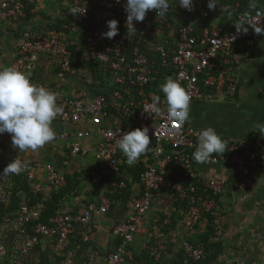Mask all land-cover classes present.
I'll return each instance as SVG.
<instances>
[{
	"label": "built area",
	"instance_id": "1",
	"mask_svg": "<svg viewBox=\"0 0 264 264\" xmlns=\"http://www.w3.org/2000/svg\"><path fill=\"white\" fill-rule=\"evenodd\" d=\"M48 2L51 13L41 9ZM124 3L0 0V18L16 37L14 56L5 67L29 73L33 83L59 93L57 103L63 106V113L53 121L62 126L55 131L61 155L27 163L20 174L28 190L17 194L14 210L0 214V264H40L39 254L49 256L53 264H140L146 255L159 261L177 253L181 264H203L207 250L194 240L195 228L203 219L213 221L221 214L226 181L204 176L199 166L225 161L247 173L259 160L264 162V137L254 135L250 141H225L222 156L213 154L208 162L197 163L193 152L202 129L189 122L180 127L169 120L160 88L171 77L186 88L191 103L215 96L232 99L237 90L234 54L240 51L249 56L261 37L249 25H245L246 34H238L234 24L243 13L260 19L256 11H264V0H256V10L249 8V0H218L214 10L207 8L208 0H193L191 12L170 0L165 17L149 11L142 22L133 21L137 32L131 35ZM214 14L218 17L213 20ZM112 19L118 21L119 31L107 39L102 33ZM263 21L264 17L261 25ZM153 95L161 98L158 115L148 107ZM138 128L148 129L150 146L159 151L142 158L138 188L124 203L127 215L112 224V241L118 242L111 249L94 247L91 235L100 228L98 217L118 202L115 199H88L78 208H60L42 219V200L66 185L62 168L69 160L91 156L95 168L108 175L128 173L122 170L127 161L117 141L120 133ZM0 142L6 152L10 134ZM8 158V164L15 158L23 160L17 155ZM115 178L110 181L111 191L126 186ZM8 187L0 183L3 210L9 204ZM29 193H40L41 201L30 205ZM167 197L171 211L179 214L175 220L181 223L184 236L176 228L165 230L156 220L151 227L147 224L154 201ZM136 237L141 238L138 245Z\"/></svg>",
	"mask_w": 264,
	"mask_h": 264
},
{
	"label": "crops",
	"instance_id": "2",
	"mask_svg": "<svg viewBox=\"0 0 264 264\" xmlns=\"http://www.w3.org/2000/svg\"><path fill=\"white\" fill-rule=\"evenodd\" d=\"M15 42L14 31H8L6 23L0 18V69L5 68L13 58ZM232 74L237 81L234 97L219 99L215 96L214 100L194 101L190 104V124L199 129L211 126L224 141H250L254 135L264 137V128L258 130L255 127L258 123L264 124V35H261L249 56L246 57L240 51L235 52ZM52 127L55 131L62 128L56 123H52ZM60 147L59 141L54 139L35 152H19L12 148L11 155L28 161L45 158L55 160L61 155ZM142 162L141 158L137 164ZM62 170L65 175L78 180L72 192L62 199V208H78L88 199L104 196L106 184L102 173H93L96 170L93 160L71 159ZM199 173L226 181L221 197V214L213 221L203 219L194 232L195 241L206 236L207 264H264V162L259 160L256 167L242 173L234 164L219 161L207 166L200 165ZM121 175L125 177L129 192L134 193L138 188V180H133L129 172ZM80 186H83L82 190H79ZM48 192L46 189V194ZM124 203L125 200H119L105 215L98 217L100 228L91 235L94 247L101 251L109 250L113 222L127 215ZM171 209L168 197L157 198L147 213V224L151 227L156 220L161 225L178 229L177 234L184 236L181 223L175 220L178 215L174 212L172 216ZM136 241L138 245L141 238L136 237Z\"/></svg>",
	"mask_w": 264,
	"mask_h": 264
},
{
	"label": "clouds",
	"instance_id": "3",
	"mask_svg": "<svg viewBox=\"0 0 264 264\" xmlns=\"http://www.w3.org/2000/svg\"><path fill=\"white\" fill-rule=\"evenodd\" d=\"M175 4L189 12L194 9L193 0H175ZM217 6L218 0H208L209 10H214ZM123 7L126 12L128 33L131 35L137 32L133 21L142 22L151 10H155L160 17H165L171 5L170 0H125ZM249 8L257 9L256 0H249ZM69 11L73 14L83 13ZM256 16L260 19L253 20L248 13L241 14L238 23L234 24L237 33L246 34L248 28L245 25H249L256 34L264 35V26L260 24L264 11H256ZM107 29L102 33V37L112 39L117 36L118 21L115 19L107 21ZM160 88L167 105L168 119L175 121L180 127L190 122L191 96L186 88L177 79L171 77L167 78ZM58 96L59 93L33 83L29 73L15 67L0 69V135L10 134L11 146L19 152H35L54 141L56 132L52 123L63 113V106L57 103ZM160 103V96L153 95L148 106L149 110L157 115L160 114ZM255 127L260 130L264 128V124L258 123ZM197 138L198 144L193 152V159L197 163L208 162L213 154L222 156L225 153L226 143L213 127L200 130ZM117 143L129 166L138 163L148 152L159 151L150 146L147 128L120 133ZM27 167L26 161L15 158L3 169L0 176L20 174Z\"/></svg>",
	"mask_w": 264,
	"mask_h": 264
},
{
	"label": "trees",
	"instance_id": "4",
	"mask_svg": "<svg viewBox=\"0 0 264 264\" xmlns=\"http://www.w3.org/2000/svg\"><path fill=\"white\" fill-rule=\"evenodd\" d=\"M5 153L3 152L2 148H1V142H0V157L4 156ZM127 162L124 163V165H122V170H128L129 173L132 174V179L133 180H138V174H139V171L142 169V164H136L135 166H133V168L129 167L128 165H126ZM8 165V163L6 162V160L4 161V164L3 165H0V173L3 172V169ZM76 173V172H74ZM94 173H102V177H103V181L105 182L106 184V191L104 192V196L106 197H109L110 199H115L117 201L119 200H127L129 198V195H130V192H129V188L127 186V183H126V186L123 188V189H120L119 191H111V186H110V181L111 179L115 178L116 176H112V175H108L107 172H103L99 169H96L94 171ZM65 176V179H66V185L58 190V191H54L52 193H50V195L42 200V204L44 205V212H43V215H42V219H45L48 215H51L52 213H54L56 210L62 208V199L67 195L69 194L70 192H72L73 188L75 187V185L78 183V180L77 179H74L73 177H69L67 175H64ZM75 176V175H74ZM113 177V178H112ZM10 179L11 181L13 180L14 182V185L11 187L9 186L8 189H10V198H9V204L7 205L6 209L3 210V205L0 209V214H2V211H12L15 209V207L17 206V202L19 200V197H18V193L20 191H25V190H28V186H27V183H26V180L25 178L22 177L21 174L19 175H9V176H0V183L2 185L6 184V180L7 179ZM117 181L122 179V180H125V177H123L121 175V173H118L117 177L115 178ZM77 182V183H76ZM29 204L30 205H33L35 204L36 202H39L41 201V194L40 193H29ZM176 206H178V203H176ZM175 212V211H174ZM172 213V216L173 214L175 213ZM177 214V213H176ZM179 215V214H177ZM171 216V217H172ZM162 222V221H160ZM161 224V223H160ZM166 230V227H168L166 224H162ZM1 240V239H0ZM200 241L204 244L205 248L207 246V242H206V236L204 238H200ZM118 241L115 240V241H112V243H117ZM112 243L110 245V248H112ZM206 243V245H205ZM85 246L88 245L86 243H84ZM181 254L180 253H177L176 254V257L174 258H171V259H161L159 261H153L152 260V257L149 258L148 255L144 256V262L143 263H140V264H181L179 261V256ZM39 263L40 264H53V261L51 260V258L47 255H42V254H39ZM208 256H206V259H204L203 261V264H207V261H208ZM57 262V261H56Z\"/></svg>",
	"mask_w": 264,
	"mask_h": 264
},
{
	"label": "rangeland",
	"instance_id": "5",
	"mask_svg": "<svg viewBox=\"0 0 264 264\" xmlns=\"http://www.w3.org/2000/svg\"><path fill=\"white\" fill-rule=\"evenodd\" d=\"M49 4H52V3H51V2H50V3H49V2L46 3L45 7H44V8H41V9H42V10L47 9L48 12L51 13V6H50ZM42 10H41V11H42ZM217 17H218V15H217V14H214V16H213V20L216 19ZM37 20H40V18L38 17ZM189 123H190V122H189ZM3 135H7V136H8L9 134H8V133H5V134H3ZM3 135H0V138H1ZM150 145H151V142H150ZM1 147H2V146H1ZM3 148H5V147H3ZM12 148H13V147L11 146V144H9L8 147H7V149H6L5 155H4L3 157H2V156L0 157V165H3V164H4V161H5V160L7 161V160L9 159L8 157L12 154V153H11ZM87 159H91V160H93V162H95L94 159H93L91 156H88ZM123 159H125V158L123 157ZM143 159H145V157H143ZM42 160H50V159H49V158H48V159L45 158V159H42ZM25 161H26L28 164H31V163H32L31 160H30V161L25 160ZM7 162H9V160H8ZM103 172H104V171H103ZM6 185L12 187V186L14 185L13 180L11 181V180L8 178V179L6 180ZM79 185H81V182L79 183ZM82 187H83V186L78 187L79 190H82ZM69 198H70V197H69ZM150 211H151V210H149V212H150Z\"/></svg>",
	"mask_w": 264,
	"mask_h": 264
}]
</instances>
